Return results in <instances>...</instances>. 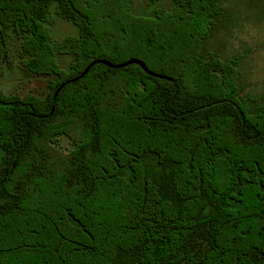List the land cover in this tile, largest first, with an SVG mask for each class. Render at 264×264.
Instances as JSON below:
<instances>
[{
    "label": "trees",
    "instance_id": "16d2710c",
    "mask_svg": "<svg viewBox=\"0 0 264 264\" xmlns=\"http://www.w3.org/2000/svg\"><path fill=\"white\" fill-rule=\"evenodd\" d=\"M226 20L223 0H0V67L14 40L46 80L0 92V264H264V96L215 51ZM131 59L164 78H79Z\"/></svg>",
    "mask_w": 264,
    "mask_h": 264
},
{
    "label": "rangeland",
    "instance_id": "374dc122",
    "mask_svg": "<svg viewBox=\"0 0 264 264\" xmlns=\"http://www.w3.org/2000/svg\"><path fill=\"white\" fill-rule=\"evenodd\" d=\"M227 20L218 34L215 51L222 57L237 58L245 93L264 96V0H223ZM69 24L56 20L51 37L60 40L73 34ZM11 57L0 67V92L43 95L46 80L27 75L11 40Z\"/></svg>",
    "mask_w": 264,
    "mask_h": 264
},
{
    "label": "water",
    "instance_id": "95a60500",
    "mask_svg": "<svg viewBox=\"0 0 264 264\" xmlns=\"http://www.w3.org/2000/svg\"><path fill=\"white\" fill-rule=\"evenodd\" d=\"M94 64H104L108 67H111V68H123L125 66H128V65H131V64H136L138 66H140L145 72H147L148 74L154 76V77H158V78H164L162 76H159V75H156V74H153L151 73L149 70H147V68L145 67V65L139 61V60H136V59H131V60H128L127 62H125L124 64H121V65H112V64H109L108 62L106 61H102V60H97V61H94L93 63H91L86 69L85 71L80 75L79 78H82L84 75H86L89 71V69L94 65Z\"/></svg>",
    "mask_w": 264,
    "mask_h": 264
}]
</instances>
